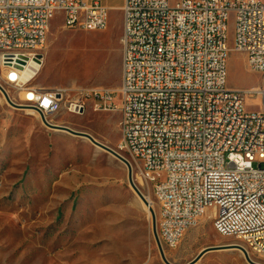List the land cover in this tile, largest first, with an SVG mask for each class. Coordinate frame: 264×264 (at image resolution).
I'll return each instance as SVG.
<instances>
[{
	"label": "built area",
	"instance_id": "1",
	"mask_svg": "<svg viewBox=\"0 0 264 264\" xmlns=\"http://www.w3.org/2000/svg\"><path fill=\"white\" fill-rule=\"evenodd\" d=\"M112 8L101 0H0V92L48 128H72L59 121L66 114L119 111L115 151L158 205L163 249L177 248L212 209L221 235L261 263L264 82L228 87L227 59L232 50L244 53L248 68L264 73V0H124L117 89L35 83L55 14H63L64 28L96 31L108 27ZM248 98L258 99L256 108H247Z\"/></svg>",
	"mask_w": 264,
	"mask_h": 264
},
{
	"label": "rangeland",
	"instance_id": "2",
	"mask_svg": "<svg viewBox=\"0 0 264 264\" xmlns=\"http://www.w3.org/2000/svg\"><path fill=\"white\" fill-rule=\"evenodd\" d=\"M101 1L113 7L104 30L64 28L63 14L54 15L36 84L120 86L123 16L116 7L124 0ZM233 43L231 16L229 47ZM227 70L232 89L264 82V73L250 70L245 54L235 50ZM0 97V264H167L156 243L152 211L139 204L124 161L89 139L46 127L39 115L12 105L1 92ZM253 99L246 100L248 109L256 108ZM120 119L119 111L88 109L59 121L116 149ZM211 212L177 248L166 249L169 261L188 264L205 248L223 246L195 264H249L231 245L238 241L217 232Z\"/></svg>",
	"mask_w": 264,
	"mask_h": 264
},
{
	"label": "water",
	"instance_id": "3",
	"mask_svg": "<svg viewBox=\"0 0 264 264\" xmlns=\"http://www.w3.org/2000/svg\"><path fill=\"white\" fill-rule=\"evenodd\" d=\"M4 95H5V98L6 100L11 103L12 105L14 106H18V105H15L9 94L7 92L4 91ZM56 128H59V129H63V130H66L68 132H71L75 135H78V136H82L84 138H87L89 139L91 142H93L95 145H97L98 147L102 148V149H105L109 152H111L113 155L117 156L118 158L121 159L120 155L115 151V149L111 148L110 146L102 143L101 141L97 140L92 134L88 133V132H85V131H79V130H75L73 128H70V127H67V126H60V127H56ZM128 179H129V183L130 185L133 187V189L137 192V194L141 197V199L145 202V203H148L146 198L142 195V193L138 190L135 182H134V179H133V174H132V170L129 168V174H128ZM152 214H153V229H154V235H155V239H156V243L158 245V248L160 250V253H161V256L163 258V260L167 263V264H175L171 261L168 260V258L166 257V253H165V250L163 249L162 247V244L160 242V239H159V236H158V232H157V219H156V213L155 211L152 209ZM223 246H210V247H207L205 248L204 250H202L191 262H189L188 264H195L196 262H198L207 252L209 251H212V250H215L217 248H222ZM237 247H239V249H241L244 253V256L246 258V260L248 261L249 264H261L259 262H256L254 260H252L250 258V256L248 255V253L246 252L245 248L242 246V245H237Z\"/></svg>",
	"mask_w": 264,
	"mask_h": 264
},
{
	"label": "bare ground",
	"instance_id": "4",
	"mask_svg": "<svg viewBox=\"0 0 264 264\" xmlns=\"http://www.w3.org/2000/svg\"><path fill=\"white\" fill-rule=\"evenodd\" d=\"M116 8H121V6H118V7H116ZM49 30H50V28H49ZM32 64L34 65V66H38L37 65V63H36V61L33 59L32 60ZM30 70L29 71H27V76H30L31 75V73H32V68H29ZM42 70V69H41ZM40 70V71H41ZM40 73V72H39ZM1 98V97H0ZM249 100H252V98H248ZM3 100V99H2ZM253 101H254V99H253ZM30 114H37V113H35L33 110H31V109H26ZM38 115V114H37ZM55 129H59V128H55ZM64 131H66V130H64ZM87 139V138H86ZM121 157V159L124 161V158L122 157V156H120ZM138 202H139V204L143 207V208H145L147 211H149L150 212V214H151V209H153L155 206V204L153 203V200H152V198L151 197H147V202L148 203H145L142 199H141V197L138 195ZM214 227H215V229L217 230V232L219 233V234H221V226H219V224H214ZM231 245H234V246H237V245H239V244H237V243H234V244H231ZM239 250H241V249H239ZM242 251V250H241ZM243 252V251H242ZM168 255H166V257H167ZM261 264H264V260H261Z\"/></svg>",
	"mask_w": 264,
	"mask_h": 264
}]
</instances>
